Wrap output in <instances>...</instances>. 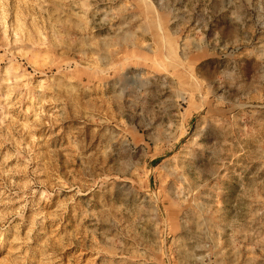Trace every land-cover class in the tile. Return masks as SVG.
<instances>
[{
  "label": "rangeland",
  "instance_id": "374dc122",
  "mask_svg": "<svg viewBox=\"0 0 264 264\" xmlns=\"http://www.w3.org/2000/svg\"><path fill=\"white\" fill-rule=\"evenodd\" d=\"M260 174L264 0H0V264H264Z\"/></svg>",
  "mask_w": 264,
  "mask_h": 264
},
{
  "label": "crops",
  "instance_id": "0c3cea01",
  "mask_svg": "<svg viewBox=\"0 0 264 264\" xmlns=\"http://www.w3.org/2000/svg\"><path fill=\"white\" fill-rule=\"evenodd\" d=\"M249 176H256V174H254L253 172L250 173ZM260 178L259 180V190L260 191H264V174L261 175L260 174ZM246 235V234H245ZM260 235V246H259V254L262 255L264 254V242L262 243V239L264 240V235L262 237L261 234ZM247 236V235H246ZM245 236V237H246ZM236 234H230V233H223L222 235L219 234H214V232H210L208 231L207 234L203 237V239H201L200 241V246L203 248H207V250L211 249V250H216L219 249L220 247H222L223 249H227L230 251V249H235L236 248ZM193 239L190 238H186L187 242H191ZM233 241V242H232ZM262 257V256H261Z\"/></svg>",
  "mask_w": 264,
  "mask_h": 264
}]
</instances>
